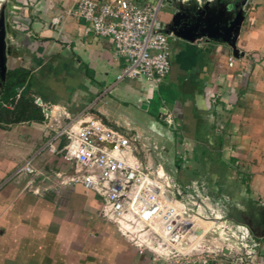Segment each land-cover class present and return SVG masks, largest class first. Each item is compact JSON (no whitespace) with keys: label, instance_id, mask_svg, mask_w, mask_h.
<instances>
[{"label":"crops","instance_id":"0c3cea01","mask_svg":"<svg viewBox=\"0 0 264 264\" xmlns=\"http://www.w3.org/2000/svg\"><path fill=\"white\" fill-rule=\"evenodd\" d=\"M78 1L0 0L6 66L27 68L36 76L41 99L37 103L46 115L41 122L0 125V264H166L154 260L150 252L141 253L101 217L103 200L96 191L65 182L71 166L61 154L49 151L51 142L58 148L65 143V138L56 137V119L94 114L113 128L138 131L158 146L162 158L154 157L163 165L168 147L128 118L114 115L123 101L122 92L135 95L141 108L160 123L166 122L171 131L177 124L183 137L196 138L200 132L195 130L203 129L205 136L215 123L221 150L243 175L247 197L264 203V0H134L139 5H160L157 29L163 32L176 15L188 14L195 20L191 17L195 8L206 3V11L221 6L228 10L223 19L213 17L204 26L222 27L236 12L243 14L238 55L221 39L203 37L188 43L173 33L170 46L172 38L178 51L173 50L167 78L154 89L156 97L128 82L120 85L117 75L124 60L116 57L111 38L97 36L87 21L74 14ZM230 56L236 58L233 65ZM82 81L91 89L89 101L82 97L87 92L79 86ZM71 84L72 99L66 92ZM28 159L35 172L17 174ZM175 172L169 173L184 184ZM260 241L255 247L256 264H264V240ZM232 255L227 251L226 257L217 256L207 264H229Z\"/></svg>","mask_w":264,"mask_h":264},{"label":"built area","instance_id":"2783aa9c","mask_svg":"<svg viewBox=\"0 0 264 264\" xmlns=\"http://www.w3.org/2000/svg\"><path fill=\"white\" fill-rule=\"evenodd\" d=\"M159 8L156 3L139 5L134 0H79L74 14L87 21L97 36L114 41L116 57L124 60L117 80L142 76L157 89L171 70L173 34L157 29ZM235 61L229 57L230 65ZM56 124V137L65 138V143L58 148L51 142L49 151L61 154L71 166L65 182L96 191L103 200L101 217L141 253L150 252L154 260L166 264H207L228 251L233 253L229 264H256L251 251H241L247 250L249 231L242 233V246L207 247L206 236L224 227L223 222L232 229V221L213 208L203 183L181 184L161 161H153L162 155L147 137L130 128H113L94 114L68 121L57 118ZM34 172L31 159L17 170V174Z\"/></svg>","mask_w":264,"mask_h":264},{"label":"rangeland","instance_id":"374dc122","mask_svg":"<svg viewBox=\"0 0 264 264\" xmlns=\"http://www.w3.org/2000/svg\"><path fill=\"white\" fill-rule=\"evenodd\" d=\"M211 5L212 2H211ZM227 8L221 6L216 7L210 11H205L204 14L196 13L197 16L202 17V22L211 21L213 17L223 19L227 14ZM215 13L216 15H214ZM198 17V18H199ZM3 20V10H0V26ZM1 31V28H0ZM179 37V36H178ZM189 41L188 43H190ZM172 52L170 54L171 64L173 62V50L178 51L176 48V42L171 38ZM121 71V70H120ZM116 73L111 76V83L116 78ZM71 76H74L73 74ZM167 77H165L166 79ZM131 83L145 94H152L157 96L156 92L151 85L142 77L125 78L120 81V85L125 87V83ZM74 83V82H72ZM73 84L67 88L66 92L70 95L71 99L75 93L73 90ZM87 83L82 81L79 86L87 92H84L82 97L85 101H89L92 98L91 89L85 88ZM120 105V109L115 112V116L128 120L144 129L147 133L152 135L160 145H166L168 147L166 156L164 157L165 169L169 172H175V178L181 182H190L193 180L202 181L205 184L207 192L212 198V206L215 210L220 211L224 216V219H229L232 229L226 227V223L223 222L224 227L220 226V229H216V232L206 236L207 247L215 249L220 246H229L237 244L243 241L242 233H250V239L246 241L248 243L247 250L244 248L241 250L248 254L249 251L251 257L253 256L258 261L259 253L255 248L254 243L258 240H264V203L262 200H251L246 194V184L243 182V175L237 169V166L232 165L230 155L226 151L221 150L220 139L215 130V123L212 127L213 131L207 130L208 134L203 136L204 129L200 132L196 138L183 137V131L176 124L171 131L170 128L160 123L156 118L152 117L147 111L141 108V105L137 102V97L134 95L128 97L124 95ZM112 97L111 94H107V97ZM113 98V97H112ZM82 99V98H80ZM112 100V99H110ZM80 101V100H79ZM125 101V102H124ZM110 105H114L113 100ZM202 132V133H201ZM171 134V135H170ZM220 150L222 152H220ZM153 161L157 158L153 157ZM179 161V162H178ZM166 162V163H165ZM178 163L181 165L179 167ZM235 167V168H234ZM210 214L212 212L209 211ZM235 225H240L239 229H234ZM243 227V228H242ZM203 230V227L200 231ZM240 251V252H241ZM226 257V256H225ZM232 257V256H231ZM231 257L228 258L231 259Z\"/></svg>","mask_w":264,"mask_h":264},{"label":"trees","instance_id":"16d2710c","mask_svg":"<svg viewBox=\"0 0 264 264\" xmlns=\"http://www.w3.org/2000/svg\"><path fill=\"white\" fill-rule=\"evenodd\" d=\"M36 85V76L30 69L17 67L0 72V125L45 120L43 107L36 101ZM154 102H159L158 97ZM150 111L159 118L156 110Z\"/></svg>","mask_w":264,"mask_h":264},{"label":"water","instance_id":"95a60500","mask_svg":"<svg viewBox=\"0 0 264 264\" xmlns=\"http://www.w3.org/2000/svg\"><path fill=\"white\" fill-rule=\"evenodd\" d=\"M208 6L209 4L206 3L204 7L202 6L199 9L195 8V13H193L191 16L195 20L190 19L188 14H186V16H174L167 32H173L175 35L192 42L203 37L221 39L224 42L229 43L234 48L235 53L238 55L239 50L236 46V41L238 32L242 24V12H236L235 17L231 18V20L228 21L226 25L214 28L210 23L208 26H204L205 23L202 22L201 17L196 15L197 12L200 14H204L206 9L209 8ZM0 28V72L4 73V71L7 69L5 52L6 27L4 17L1 22ZM146 106L147 104H143V107Z\"/></svg>","mask_w":264,"mask_h":264},{"label":"bare ground","instance_id":"6f19581e","mask_svg":"<svg viewBox=\"0 0 264 264\" xmlns=\"http://www.w3.org/2000/svg\"><path fill=\"white\" fill-rule=\"evenodd\" d=\"M202 227H200V230H201Z\"/></svg>","mask_w":264,"mask_h":264}]
</instances>
